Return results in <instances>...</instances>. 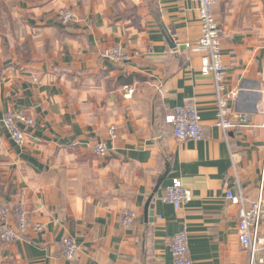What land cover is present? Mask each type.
I'll list each match as a JSON object with an SVG mask.
<instances>
[{
	"label": "crops",
	"instance_id": "1",
	"mask_svg": "<svg viewBox=\"0 0 264 264\" xmlns=\"http://www.w3.org/2000/svg\"><path fill=\"white\" fill-rule=\"evenodd\" d=\"M61 11L75 21L63 24ZM213 13L226 92L237 93L230 119H246L229 140L216 126L214 77L202 72L195 2L0 0V119L35 122L22 145L0 124V207L13 229L16 207L28 220L16 240L0 238V264H174L170 239L184 228L193 264L249 263L228 192L256 200L264 169V0H217ZM116 45L130 62L104 57ZM189 102L199 141L177 140L167 122ZM175 178L192 194L178 210L162 200ZM125 211L137 214L128 229ZM64 238L78 245L73 259Z\"/></svg>",
	"mask_w": 264,
	"mask_h": 264
},
{
	"label": "built area",
	"instance_id": "2",
	"mask_svg": "<svg viewBox=\"0 0 264 264\" xmlns=\"http://www.w3.org/2000/svg\"><path fill=\"white\" fill-rule=\"evenodd\" d=\"M198 6L199 19L202 26V37L198 44L203 48L207 57L204 59L202 72L214 77L216 97L218 103L216 126L224 132L226 140H229V131L241 127L246 119L234 122L230 119L229 103L237 99L236 92H226V67L222 55L221 30L214 16V7L217 0H191ZM60 20L63 24L75 21V16L69 11L60 12ZM104 57L116 64H125L132 58L121 46H114L103 53ZM131 92V90H130ZM167 122L173 126L174 136L180 141H199L202 139L201 117L194 102L177 107L173 115L167 118ZM0 124L9 133L11 138L19 145L25 142L26 131L24 128H34L35 122L23 114L9 112L0 119ZM110 136L116 137L115 128L110 129ZM97 156L104 157L108 149L100 144L94 149ZM234 158V157H233ZM231 204L239 209L238 235L240 244L249 254L248 264H264V238L260 236L261 226L264 224V169L259 181L258 198L254 201L246 199L240 193L235 195L228 192ZM163 202L172 205L176 210L182 208L192 200L191 192L184 187L179 178L172 180L170 186L162 198ZM15 228L7 225L9 211L0 207L2 226L0 238L4 241H14L28 228L27 213L21 208L14 210ZM137 220V214L133 211H125L120 219V225L131 228ZM35 230L44 235V225H37ZM64 256L73 259L78 253V245L72 238H64ZM170 249L174 258V264H193L189 256L188 233L184 228L170 239Z\"/></svg>",
	"mask_w": 264,
	"mask_h": 264
},
{
	"label": "water",
	"instance_id": "3",
	"mask_svg": "<svg viewBox=\"0 0 264 264\" xmlns=\"http://www.w3.org/2000/svg\"><path fill=\"white\" fill-rule=\"evenodd\" d=\"M169 42L172 44L173 43L172 39H169ZM172 47H175V45L173 44ZM152 198L149 199L146 205V211H145L146 220H148L149 218L151 220V218L153 217V205H151Z\"/></svg>",
	"mask_w": 264,
	"mask_h": 264
}]
</instances>
